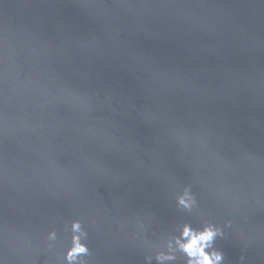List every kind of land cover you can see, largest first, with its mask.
Here are the masks:
<instances>
[{"label": "water", "instance_id": "obj_1", "mask_svg": "<svg viewBox=\"0 0 264 264\" xmlns=\"http://www.w3.org/2000/svg\"><path fill=\"white\" fill-rule=\"evenodd\" d=\"M74 219L88 264L205 221L264 264V0H0V264H62Z\"/></svg>", "mask_w": 264, "mask_h": 264}, {"label": "clouds", "instance_id": "obj_2", "mask_svg": "<svg viewBox=\"0 0 264 264\" xmlns=\"http://www.w3.org/2000/svg\"><path fill=\"white\" fill-rule=\"evenodd\" d=\"M177 208L191 213L197 207L195 194L191 186H185L176 196ZM227 222L224 227L211 222H202L200 227H194L190 222H184L178 230L169 236L162 246L154 248L152 255L145 257L148 264L153 260L156 264H177L178 259L183 264H223L224 253L214 247L218 237L225 235V227H230ZM70 231V246L62 257V264H88L86 257L90 255V249L86 243L88 233L81 220L74 219L67 227ZM47 247L51 249L53 242L57 240L56 230L47 233Z\"/></svg>", "mask_w": 264, "mask_h": 264}]
</instances>
